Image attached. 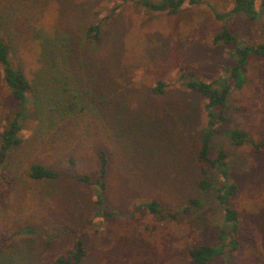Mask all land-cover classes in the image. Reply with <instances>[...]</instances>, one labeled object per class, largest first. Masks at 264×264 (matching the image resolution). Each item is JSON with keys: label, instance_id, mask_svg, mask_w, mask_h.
I'll return each mask as SVG.
<instances>
[{"label": "rangeland", "instance_id": "1", "mask_svg": "<svg viewBox=\"0 0 264 264\" xmlns=\"http://www.w3.org/2000/svg\"><path fill=\"white\" fill-rule=\"evenodd\" d=\"M254 1L263 10L249 19L230 13L233 0H201L176 13L139 0H0V34L35 91L0 168V264H53L78 239L86 249L79 264H189L199 239L223 246L206 264H264V151L252 148L264 139V58L247 57L238 90L226 70L236 48L264 43V0ZM95 24L98 38L87 31ZM223 28L234 44H214ZM191 79L231 83L226 122L209 149L230 164L224 175L208 172L206 189L198 152L207 100L186 86ZM159 80L163 92H154ZM14 107L0 79V132ZM234 128L245 133L242 145L227 133ZM101 150L108 174L97 202L98 186L78 177L98 174ZM32 163L58 175L32 179ZM230 183L238 187L230 200L235 247L227 243L234 221L215 198ZM191 198L200 205L183 211ZM154 200L156 214L147 207Z\"/></svg>", "mask_w": 264, "mask_h": 264}, {"label": "trees", "instance_id": "2", "mask_svg": "<svg viewBox=\"0 0 264 264\" xmlns=\"http://www.w3.org/2000/svg\"><path fill=\"white\" fill-rule=\"evenodd\" d=\"M201 0H139V4L153 10V11H166L169 13H176L184 4H197ZM263 7V6H262ZM263 10V8H260ZM261 10H257L254 0H233V7L230 13H243L249 19H254L258 16ZM217 17H221L219 13H216ZM88 33L91 37L98 38L100 36V25H90ZM214 44H234L235 38L227 28L217 32L213 37ZM250 54H254L258 57L264 58V43H259L255 46H244L235 49L236 60L233 66L226 70L230 72V78L234 80V86L236 90L241 89L244 84L241 73L245 68L247 57ZM246 70V69H244ZM184 76V75H183ZM0 79L2 84L9 91L12 96L15 107L10 109V115H7V123L3 130L0 132V168L1 174H3L11 149L15 148L20 141V133L22 129V123L30 115L29 102L35 95V91L19 66L13 64L11 57L10 47L6 37L0 34ZM156 86L153 87L154 92H163L164 83L159 80L156 82ZM186 86L194 91H197L205 100V124L206 133L201 141V147L198 152V162L200 172L203 178L199 181V186L203 189L208 188L211 183L205 177L208 172L213 168H218V172L223 175L226 173L225 167L230 164L229 157L223 152L212 158L209 155L210 138L215 132H220L222 126L226 122V108H227V96L231 88V83L227 80L223 82L221 87L216 86L215 81L207 82L203 80L191 79L184 82ZM227 133L232 137L233 142L236 145H242L245 141V133L240 129L234 128ZM252 148L256 152L264 151V139L258 143H253ZM99 172L96 176L89 174H82L78 177L79 181H82L88 185H96L100 189L98 194L100 202L102 196L106 192L107 187V174H108V153L101 150L99 153ZM27 175L32 179L53 178L58 174L40 163H32L27 171ZM238 187L234 183H230L228 186H221L216 188L215 198L221 205H223V217L226 222L234 221L233 229L230 232L229 241L233 247L239 244L237 238L238 235V211L230 206V200L237 194ZM200 200L198 198H191L187 205L184 206L183 211H187L190 208L198 207ZM147 207L151 213H158V202L151 201L147 203ZM110 213H106L108 215ZM176 213H170L171 218L175 217ZM222 232V230H221ZM86 254V249L82 240H75L71 248L57 256L53 264H79ZM223 254V246L213 247L202 240H197L194 247L189 250V264H206L214 257Z\"/></svg>", "mask_w": 264, "mask_h": 264}]
</instances>
